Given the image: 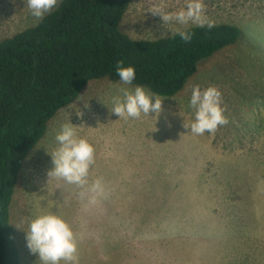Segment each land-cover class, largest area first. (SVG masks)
<instances>
[{"label":"rangeland","instance_id":"obj_1","mask_svg":"<svg viewBox=\"0 0 264 264\" xmlns=\"http://www.w3.org/2000/svg\"><path fill=\"white\" fill-rule=\"evenodd\" d=\"M153 2L130 5L121 28L133 39H158L180 27H164L147 12ZM204 2L215 25H237L242 37L203 60L177 96H160L158 117L150 112L120 119L111 101L124 85L103 78L91 80L50 120L23 164L10 207L22 264H40L26 239L36 214L55 211L56 202L64 201L62 214L69 220L75 215L74 186L48 177L56 135L68 120L96 148L91 176H103L117 188L107 207L119 224L105 221L104 243L86 241L80 264H264V195L256 199L257 210L250 194L256 181L264 182V0ZM166 3L171 11L184 0ZM39 21L25 0H0V40ZM195 85L222 93L228 123L215 133L195 135L184 127L195 118L189 106ZM144 235L153 239L144 241Z\"/></svg>","mask_w":264,"mask_h":264},{"label":"trees","instance_id":"obj_2","mask_svg":"<svg viewBox=\"0 0 264 264\" xmlns=\"http://www.w3.org/2000/svg\"><path fill=\"white\" fill-rule=\"evenodd\" d=\"M134 0H62L32 27L0 40V264H22L10 207L23 164L48 123L94 79L120 81L115 66L135 68L132 85L175 97L203 60L237 44L233 24L189 27L178 34L133 39L121 28Z\"/></svg>","mask_w":264,"mask_h":264},{"label":"clouds","instance_id":"obj_3","mask_svg":"<svg viewBox=\"0 0 264 264\" xmlns=\"http://www.w3.org/2000/svg\"><path fill=\"white\" fill-rule=\"evenodd\" d=\"M25 2L32 16L40 20L57 6L59 0ZM147 12L159 16L164 27L179 25L172 34H178L186 42L192 38V33L186 30L190 26H207L209 29L215 26V21L207 15L204 0H184L183 6L171 11L166 0H154ZM166 36L167 32L161 34V37ZM115 70L124 86H118V94L112 97L111 111L120 119H139L142 114L149 116L150 112L158 117L164 98L143 86L127 87L132 85L136 73L133 66H124L123 60L117 62ZM222 104V93L216 86L203 90L199 85L193 86L189 106L195 110V118L184 127L190 128L195 135L215 133L228 123L224 114L226 107ZM77 128L69 120L61 126L56 135L59 146L51 153L54 167L48 172L49 180L74 186L76 211L73 219L69 220L60 211L64 201H57L55 211H41L29 222L27 246L31 253L38 254L40 264H80L81 246L86 241L95 245L104 243L105 221L119 224L114 214L109 215L107 207L116 196L117 188L103 176H91V169L96 164V148L86 137L78 135ZM141 239L150 241L153 237L144 235Z\"/></svg>","mask_w":264,"mask_h":264},{"label":"crops","instance_id":"obj_4","mask_svg":"<svg viewBox=\"0 0 264 264\" xmlns=\"http://www.w3.org/2000/svg\"><path fill=\"white\" fill-rule=\"evenodd\" d=\"M253 186H254V188H253L254 192H250V194H251V198L254 201V205H255L256 209L258 210L259 203L257 202V200H258L259 196L263 197V195H264V182L256 181V183ZM259 212H261V211H259Z\"/></svg>","mask_w":264,"mask_h":264}]
</instances>
